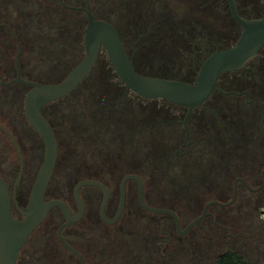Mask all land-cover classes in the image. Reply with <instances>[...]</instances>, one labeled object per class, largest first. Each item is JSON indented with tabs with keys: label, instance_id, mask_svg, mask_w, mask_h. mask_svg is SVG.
<instances>
[{
	"label": "flooded vegetation",
	"instance_id": "1",
	"mask_svg": "<svg viewBox=\"0 0 264 264\" xmlns=\"http://www.w3.org/2000/svg\"><path fill=\"white\" fill-rule=\"evenodd\" d=\"M56 1L60 6L61 3H63L61 0ZM86 1L94 19L106 21L115 28L135 72L144 76L175 79L189 83L194 80L201 63L209 55L218 50L231 47L236 42L240 33L239 26L234 22L230 14L228 0H207V2L211 1L212 4H214L211 5L209 2L205 3V6H208L209 9L203 8L201 10H203V12L204 10L208 12L209 14L206 13L205 15L212 16V18L218 20L219 24L220 20L221 22H227V24L233 29L230 33L226 34L223 31H212L208 24H204L203 22L199 23L200 21L197 20L194 22L196 24V30L191 32L190 40L184 41L182 45H177L174 41L175 34L177 33L176 28L178 26L175 28H167L168 25L166 24L159 25L156 22L153 23V25L148 23L150 21H135L134 25H129V22L126 20V30L121 31L108 19L100 17L97 14L96 9L90 5L89 0ZM125 1L126 0H122L123 8H126L129 5V3ZM149 1L143 0L144 5H146L148 9H150L149 4L156 5V2L159 0ZM140 2L141 1H138V3ZM233 3L238 17L247 20L264 19V0H233ZM65 6L74 9H69L63 6L61 7L66 10H74L81 13L86 24V18L83 12V9L86 8L84 0H79V4L76 6ZM144 9L146 10L145 7ZM210 10L217 14L216 17L210 15ZM139 17L140 14H138L137 17V19L140 20L141 18ZM0 18L2 19L0 20V30H6L10 34L12 42L15 44V47L13 48L10 41H5L7 47L10 46L12 49H15L14 54L10 51L7 53V57L10 59L13 55L15 64V69L8 82L14 80L17 75L23 79L24 67H22V61L25 59V61L29 63L34 57L36 58V55L44 52L38 51V49L44 47H34L32 44L27 47H22L15 34L19 31H24V28L14 25L13 19L8 12H2ZM84 27L81 32L80 52L81 50L83 52L82 33ZM152 27H158V30L152 31ZM162 32L163 34H161ZM5 42H3V44H6ZM165 45L172 47V49L175 50L173 57L182 58V60L186 61V66H184L185 64L182 65L180 59L173 61L175 64L171 63L172 60L167 62L153 60L152 58L157 56L159 58L162 57L161 55H167L166 57L172 55L173 50L172 53L169 54H159L158 48ZM17 56L19 72L15 62ZM158 62L163 63L159 64ZM73 66L74 65H72L69 70ZM25 70L28 73H32V69L29 66H27V69L25 68ZM66 73L61 78H63ZM91 77H97L101 83L105 82L106 84L103 89L106 94L104 96L101 95L100 99L96 100L90 95L93 88H95L94 86L102 87L100 84L91 83L89 80ZM4 79L5 78L0 74V87L8 86L7 82L3 81ZM12 84H17L27 90L29 89L16 82ZM80 91L89 93L90 97H88L89 99L84 100V105H77L75 107L78 109V112L75 111L74 114L70 110L63 111L60 109L59 111H56L55 108H52V103L43 108V116L52 129L57 145L55 168H58L60 164V170L63 171L65 168L67 169L72 166L70 159L76 158L78 178L72 187V191L75 185L80 182L93 181L102 184L107 189L110 195V200L112 183L117 182V178L121 174V178L118 182V194L121 180L127 176H136L140 178L142 182V196L145 205L151 208L164 209L173 212L168 208L152 205L146 199V184L143 178L144 168L141 163L143 160L135 165V169L127 171L125 169L129 168L128 164H115L118 166L117 167L108 163V168L104 166L99 167V165H97V160L94 158H122V155L130 148L133 151L131 154L142 151V153L145 152L146 155H152L147 152L151 151L149 149L153 148L154 156L159 155L164 158H169L174 164L176 161L188 162L191 158L193 159L194 154L198 151H201L204 148L215 147L217 145L218 148L219 145L221 148L223 147L225 157L232 159L234 156H237L235 159L241 161L236 164L238 166L234 172L235 177L231 182L230 188H227V183L230 182L229 179L227 180V183L221 181V183L217 185L218 191H221L220 193H230V196H227L228 200L226 203L232 200L233 192H235V202L238 194L241 192L257 193L264 191V47H262L257 55L247 62L241 69L222 74L217 80L216 91H214L201 106L190 111L186 108L172 105L165 100H145L133 95L122 86L113 72L97 74L92 71L71 94L60 100H68L70 97L71 101H75L74 96L78 97ZM56 112L58 113L56 114ZM0 127L11 137H8L0 129V134L9 141L15 151L18 162L17 179L20 170V147L12 134L1 125ZM33 133L41 144L42 150V142L40 138L34 131ZM149 136H152L153 139L146 141V137ZM202 144L204 146H202ZM145 146L149 147V149L146 150ZM199 154L200 152L198 155ZM257 160L261 163L260 166L251 171V169L254 168V161ZM21 163L20 178L23 173L22 159ZM175 165V167L183 170V167L179 163ZM20 178L16 185L14 184L12 188L8 187L11 195V213L16 219H19L17 208L22 209L26 204H24V194L20 189ZM129 183L134 184L137 191V181L134 179L128 180L125 184V202L127 185ZM83 190L98 192L102 199V191L99 188L90 185L80 187L79 196L83 202V215L72 226L79 224L85 217L86 200L80 194ZM72 191L71 196L73 200ZM46 196H48L47 190L45 198ZM109 200L105 208V216L111 219L114 217L116 211L112 216L108 213L107 206ZM210 201L217 202L218 200L214 199ZM210 201H207L206 203ZM203 207L190 222L202 214ZM69 208L71 214L75 215L77 212L76 207L71 208L69 206ZM209 208L206 210V216L199 223L180 236L177 234L176 226L170 216L148 213L156 217L158 232L156 234V231L153 230L150 232V235H146V238L140 241L139 246L141 255L139 256L137 263L155 264L157 256L146 253L152 245L150 240L156 238L153 242L152 248L157 250V254L161 256L163 260L169 258L171 261H175L176 264H190L187 258L184 259V256L178 254L179 250L182 251V244L175 243L171 234L166 231V228L168 227L170 230H174V234L178 238H184L190 231L196 230L200 223L207 220L209 230H221L224 232L225 236L228 235V229L216 220L213 214L209 212ZM53 210H56L60 214L57 209H52L49 213ZM143 212L147 213L145 211ZM173 213L175 214V212ZM175 215L179 221V232L182 233L190 222L187 225H183L182 220L177 214ZM47 216L29 236L26 244L19 252L16 264H19L21 261V263H24L25 259L21 258V252L28 243H32L33 248H42L44 257L46 258L44 264H49L51 261L55 262V264H108V262H110V255L107 250L115 243V241H117L113 239L112 236H97L92 234L88 236L89 239H86L78 234L64 235V231L72 227L70 226L61 229L60 232L65 246L57 236V229L64 223L61 214L62 221L56 227L54 234H49L51 227L55 225L53 222H51V224H46L44 232L37 234V231L45 225ZM96 218L100 224L114 226L118 223L121 215L114 225H107L101 221L98 211ZM237 227L238 230L241 231L242 227ZM33 237L35 238L32 242ZM242 237L244 238L245 236ZM90 246L95 248L100 246V248L97 247V249H102L105 252L96 254L95 252L97 251H95L93 252L94 254H89L87 253V249Z\"/></svg>",
	"mask_w": 264,
	"mask_h": 264
},
{
	"label": "rangeland",
	"instance_id": "2",
	"mask_svg": "<svg viewBox=\"0 0 264 264\" xmlns=\"http://www.w3.org/2000/svg\"><path fill=\"white\" fill-rule=\"evenodd\" d=\"M61 1L69 6L79 4V0ZM138 1L142 3H138ZM125 2L129 3V5L123 8L122 0H89L90 5L96 9L100 17L108 19L121 31L126 30V20L129 25H134L135 21H150L148 22L149 24L156 22L159 25L166 24L168 25L167 28L178 26L174 38L177 45H182L184 41L190 40L191 32L196 30L194 22L197 20L200 21L199 23L208 24L212 31L215 32L223 31L228 34L233 30L227 22H221L220 20L219 24L218 20L212 18V16L205 15L209 13L205 10L203 12L201 9H209L208 6H205V3L209 2L207 0H159L156 5L149 4L150 9L144 5L143 0H126ZM55 3H57L56 0H0V15L2 12H8L12 19L18 18L17 22L21 23L22 26H26L23 33L31 38L32 46L44 47L38 49V51L44 52L36 55V58L34 57L29 63L25 59L22 61V67H24L23 78L41 83H54L73 64L78 63L83 56L78 42L79 33L82 32V28L85 25L82 14L64 8L63 10L65 11L53 10L51 6ZM209 3L211 5L214 4L211 1ZM138 14H140V20L137 19ZM210 15L216 17L217 14L210 10ZM0 20L2 19L0 18ZM48 20L51 22L50 25L46 23ZM53 23L59 26L58 29L48 28V26L54 25ZM151 29L156 31L158 27H152ZM2 32L0 30V46H2L0 47V74L5 78L3 81L8 82L13 74V62L12 59L10 60L7 57V53L9 51L14 53V49L10 46L7 47L6 40L3 38L5 35ZM3 42L6 44H3ZM172 50V47H168V45L158 48L159 54H169L172 53ZM174 52L175 50L168 57H166L167 55H161L162 57L158 58L157 56L152 59L163 62L172 60V64H175L173 61L180 59L182 65L185 64L184 66H186V61L182 60V58L173 57ZM163 62L158 63L161 64ZM27 66L32 69V73H28L25 70ZM93 72L97 74L111 73L112 69L106 58L102 57ZM89 80L93 84L102 85V90L105 88V82L101 83L97 77H91ZM26 91V88L16 84L1 87L0 89V125L12 134L20 147L23 173L19 184L21 185V192L24 194V204L27 201L42 158L41 144L24 118L23 98L21 103L18 101L21 97H24ZM100 92V88H93L90 95L97 100L100 99ZM90 95L87 92L80 91L78 97L74 96L75 101H71L69 97L68 100L64 99L54 102L51 106L56 111L60 109L63 111L70 110L74 114L75 111L78 112L75 107L84 105V100L89 99ZM149 139H153V137H146V141ZM202 146L204 145L202 144ZM145 148L146 150L149 149L146 146ZM149 150L151 151L147 153L152 155H146L142 151L131 154L133 151L130 148L122 155V158L94 159L97 160L99 167L108 168V163L114 166H117L115 164L118 163L128 164L129 168L125 169L127 171L135 169V165L143 160L141 162L143 166H141L144 168L143 178L146 184V199L152 205L165 207L175 212L182 220L183 225H187L201 211L207 201L215 199L218 200L217 202L226 203L228 200L227 196H230V193H220L221 191H218L217 185L221 181L227 183L229 179L230 182L227 183V188H230L231 182L235 177L234 172L238 166L236 164L241 161L235 159L237 156L232 159L225 157L224 149L220 145L219 148L217 145L198 151L194 154L193 159L191 158L188 162L176 161L174 164L169 158L159 155L154 156L153 148ZM199 152L200 154L198 155ZM70 162L72 166L65 168L63 171L60 170V164L58 168H55L47 189L48 196H46L45 200L58 199L68 204L71 208H75L71 191L78 178V168L76 167V158L70 159ZM17 163L13 147L0 134V175L9 188H12L15 184L18 172ZM178 163L183 167V170L175 167V164ZM260 164L258 160L254 161V168L251 171L258 168ZM121 175L118 177L119 179L117 178V182H113L111 186V197L107 206V211L111 216L117 208L118 182ZM80 194L86 200L84 220L66 229L64 235L78 234L86 239H89L88 236L92 234L97 236L110 235L117 241L107 250L110 255L108 264H138L137 260L141 255L140 241L146 238V235H150L153 230L157 234L158 226L156 217L144 213L138 207L135 185L132 183L127 185L126 202L121 218L114 226L100 224L96 218L101 200L98 192L83 190ZM209 212L213 214L222 226L228 229V235L225 236L221 230H209L207 220L200 223L196 230L190 231L184 238H178L174 234V230H170L168 227L166 231L171 234L175 243L182 244V251L177 250L179 255L184 256V259L187 258L190 264H214L217 255L229 250L242 256L249 264H264V191L257 193L241 192L232 205L225 208L210 207ZM61 221L60 214L53 210L49 213L45 220V225L37 231V234L44 232L46 224H51V222L55 223V225L51 227L49 234H54L56 227ZM237 226L242 227L241 231L238 230ZM242 236H245V239ZM34 238H32V242ZM155 239L150 240L152 245L146 254L157 256L155 264H176L175 261H171L169 258L163 260L157 254V250L152 248ZM97 247L100 248V246ZM97 247L90 246L87 249V253L94 254L93 252L97 251L95 253L100 254L105 252L102 249H97ZM41 250V247L33 248L32 243H28L21 252V258L25 259L24 263H21V261L19 264H44L46 258L43 250ZM49 264H55V262L51 261Z\"/></svg>",
	"mask_w": 264,
	"mask_h": 264
},
{
	"label": "water",
	"instance_id": "3",
	"mask_svg": "<svg viewBox=\"0 0 264 264\" xmlns=\"http://www.w3.org/2000/svg\"><path fill=\"white\" fill-rule=\"evenodd\" d=\"M84 4L86 6L83 9L86 24L82 33L83 56L79 62L63 78L54 83L30 82L21 79L19 75L14 80L7 82V85L16 82L29 88L23 97V114L30 129L38 135L42 142V158L26 204L22 209L17 208L19 219L14 218L11 213L10 191L5 181L0 177V264H16L19 252L29 236L52 209H57L64 219V223L57 229V236L65 245L60 232L61 229L72 226L82 217L83 202L79 196V188L85 185L95 186L102 191V199L98 207L99 217L105 224L114 225L124 207L125 184L128 180H136L138 206L150 214L170 216L179 236L199 223L206 216V210L209 207L225 208L232 205L235 199V192H233L232 200L227 203L215 201L206 203L202 214L190 222L182 233L179 232V221L173 212L145 205L142 196V182L136 176H127L121 180L116 213L111 219L105 216L109 192L97 182L83 181L75 185L72 191L77 210L75 215L71 214L69 206L64 202L45 200V193L56 164L57 145L52 129L42 114L43 108L71 94L93 71L101 55L106 58L122 86L133 95L145 100H165L172 105L190 111L201 106L216 91L217 80L222 74L241 69L264 47V19L247 20L238 17L233 0H228L230 14L240 28L239 36L231 47L209 55L201 63L194 80L189 83L175 79L144 76L135 72L115 28L106 21L94 19L86 0H84ZM61 6L66 7L63 3ZM15 62L18 69V56ZM0 129L10 137L4 129L1 127ZM19 161L20 170L15 185L21 173L20 154Z\"/></svg>",
	"mask_w": 264,
	"mask_h": 264
},
{
	"label": "trees",
	"instance_id": "4",
	"mask_svg": "<svg viewBox=\"0 0 264 264\" xmlns=\"http://www.w3.org/2000/svg\"><path fill=\"white\" fill-rule=\"evenodd\" d=\"M51 8H53V10L54 9H57V10H59V11H65V10H63V8L60 6V4L57 2V3H55V4H53L52 6H51ZM50 8V9H51ZM55 14H57V13H55ZM19 19H21L20 17H19ZM17 20H18V18H13V24L14 25H17V27H21V28H26V26H22L21 25V23H19V22H17ZM23 23H25L24 21H23ZM46 23H48L49 25H50V20H48V22H46ZM46 23H42V24H46ZM55 23V22H54ZM53 23V24H54ZM58 27L59 26H57L56 24H54V25H52V26H48V28H50V29H52V28H57L58 29ZM3 32V34L5 35L3 38L6 40V41H10L11 43H12V45H13V48L15 47V44H14V42H12V39H11V37H10V34L6 31V30H2ZM79 32H80V30H79ZM80 34V37H79V40H78V42H79V45H80V42H81V32L79 33ZM16 35V38L18 39V41H19V43H20V45L22 46V47H25V46H29V45H31V38L30 37H28V35L27 34H24L23 33V31H19L18 33H16L15 34ZM3 39V40H4ZM78 45V46H79ZM14 53H15V49H14ZM13 53V54H14ZM102 57H104L103 55H101L100 57H99V59L100 58H102ZM12 68H13V70L15 69V64H14V60H13V55H12ZM10 59V60H11ZM74 65V64H73ZM97 65V64H96ZM94 71V70H93ZM24 80H28V79H26V78H23ZM28 81H30V82H36V81H32V80H28ZM58 81V80H57ZM56 81V82H57ZM39 83H41V82H39ZM17 85V84H16ZM19 86V85H18ZM95 88H100V87H95ZM0 89H1V87H0ZM100 94L99 95H105L106 93H104V91L100 88ZM22 98L23 97H21L18 101H19V103H21V101H22ZM42 114H43V111H42ZM216 202V201H215ZM214 264H249L242 256H240V255H238L237 253H235V252H233V251H225V252H223V253H221V254H219V255H217L216 257H215V260H214Z\"/></svg>",
	"mask_w": 264,
	"mask_h": 264
}]
</instances>
